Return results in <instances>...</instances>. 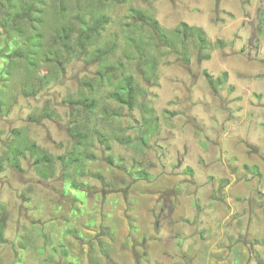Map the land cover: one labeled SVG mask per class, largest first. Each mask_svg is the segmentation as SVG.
I'll return each instance as SVG.
<instances>
[{"label":"rangeland","instance_id":"374dc122","mask_svg":"<svg viewBox=\"0 0 264 264\" xmlns=\"http://www.w3.org/2000/svg\"><path fill=\"white\" fill-rule=\"evenodd\" d=\"M43 3L35 65L20 53L28 28L0 22V264H264V0ZM132 8L170 37L182 22L202 29L206 47L152 43L142 72ZM77 15L109 20L84 54L43 59ZM114 43L108 64L134 78L133 109L97 80L94 53ZM208 73L225 78L217 90ZM88 98L89 115L76 105ZM74 118L95 132L89 146H76ZM70 155L82 161L66 167Z\"/></svg>","mask_w":264,"mask_h":264},{"label":"trees","instance_id":"16d2710c","mask_svg":"<svg viewBox=\"0 0 264 264\" xmlns=\"http://www.w3.org/2000/svg\"><path fill=\"white\" fill-rule=\"evenodd\" d=\"M16 0H6V6L0 9V22L2 28H6V31H9V28L13 29L16 23H21L25 27L28 28L30 34H28L27 40L28 44L25 45V48L20 51L22 57L24 56L27 61L30 62L31 65L36 64V58L32 57L28 52L29 48H36L39 45L38 40L42 37V32L39 29L43 25V0H26L25 3L20 8L14 9V2ZM60 6H63V3H59ZM131 15L133 18L137 19V24H140L142 29V34L138 37H130L129 36V44L133 45L135 50L140 56V62L138 64L139 68L142 69V72L146 70V66L148 62L145 61V57L148 59L149 53L151 52L152 43L156 44L157 47L163 48H173L174 50H178L183 52L188 45V42L196 37L197 41L200 42L201 50L206 47V38L202 29L196 28L188 25L185 22H182L180 26L175 31V36L170 37L166 35V33L162 30L159 22L156 19L151 18L145 12L141 10L131 9ZM77 21L71 25H64L60 32L54 38V43L50 46L47 53L43 56V59L48 60H57L59 63L67 62L70 58L74 56H79L80 54H84L88 49V46L91 44L92 39H98L101 35V30L103 29L105 23L108 22V17H101L97 19H89L82 15H77ZM125 26H133L134 24H130L125 22ZM140 26V25H139ZM147 28V29H146ZM150 30V31H149ZM139 31V32H140ZM151 33V36H145L146 33ZM138 35V34H137ZM178 47H181L179 49ZM117 44H113L110 47L97 49L94 53L95 57L93 58L94 62H99L102 67L98 70V78L97 80L101 85H104L105 82L107 84L115 82V87L110 91L109 98L115 100L119 104L127 105L130 109H133L136 103V93H135V82L134 78L130 76L131 74H125L122 76L121 74L116 73L117 67L123 68L122 70L126 71L125 65L123 62H118L116 64H108V60L116 54ZM19 53V52H18ZM152 53V54H151ZM143 58V59H142ZM117 75L122 76V78H117ZM226 75V74H225ZM208 81L210 85H212L213 89L217 90V82H223L222 77L218 80H215L213 75L207 74ZM85 85L92 88V82H85ZM89 100V101H88ZM76 105L86 107V110L89 113L94 112V108L96 106L95 98H88L86 100H80L76 103ZM104 116L107 119H111V115L109 114V110H104ZM88 119L89 116H88ZM78 118H74L73 124L71 127V131L73 136L77 139L76 146L79 145L89 146L90 143L88 141V136L90 134H94V131H91L92 128H88L87 126L82 127L78 122ZM86 139V141H85ZM103 142V141H102ZM147 140L145 137L140 135L137 146L142 147V143H146ZM32 150V145L29 146ZM87 150V149H84ZM88 153V152H87ZM84 153V154H87ZM89 155V154H87ZM19 157L18 150H15L13 153V158L11 159V164L15 167H20L17 162ZM90 156H88L89 158ZM60 159L66 163V167L71 166L73 163H78L82 161L79 155H70L69 158H65V156H60ZM52 161L51 157L47 154H42L41 158L38 160L39 163L45 162L50 163ZM3 221L0 222V242H6L5 236V218H2Z\"/></svg>","mask_w":264,"mask_h":264}]
</instances>
